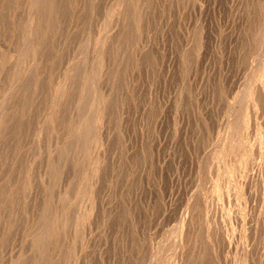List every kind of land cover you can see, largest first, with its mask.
I'll return each instance as SVG.
<instances>
[{
	"label": "rangeland",
	"instance_id": "rangeland-1",
	"mask_svg": "<svg viewBox=\"0 0 264 264\" xmlns=\"http://www.w3.org/2000/svg\"><path fill=\"white\" fill-rule=\"evenodd\" d=\"M0 264H264V0H0Z\"/></svg>",
	"mask_w": 264,
	"mask_h": 264
}]
</instances>
